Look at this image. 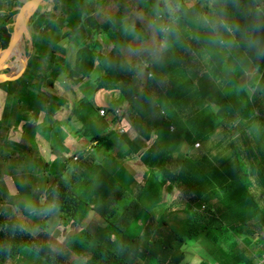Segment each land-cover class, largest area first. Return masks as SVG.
<instances>
[{
    "label": "trees",
    "instance_id": "1",
    "mask_svg": "<svg viewBox=\"0 0 264 264\" xmlns=\"http://www.w3.org/2000/svg\"><path fill=\"white\" fill-rule=\"evenodd\" d=\"M8 1L14 2L0 0V49L8 47L12 39L16 12L12 8L9 14L5 12L9 6ZM52 1L54 7L48 13L47 20H44L43 16L38 17L36 25L46 24L51 28L56 19L58 26H69L70 32L63 37L46 34L40 36L34 33L33 41L37 42L35 45L33 42L29 52L31 60L28 73L31 70V74L28 79L2 84H10L11 91L8 92L13 93L18 86L21 102L30 103L34 99L36 94L32 88L38 87L35 83L39 77L34 84L31 81L38 71L36 63L42 62L40 58L47 59L41 65L44 66L42 68L45 73H48L53 65L60 67L56 80L61 79V65L63 67V64L69 61L77 62L68 76L74 85L84 81L82 75L89 80L93 71L102 63L100 60L104 58L103 55L101 57L94 54L90 48L85 47L67 55L66 47L61 45L68 34L74 33L87 20L89 27L105 28L104 31L110 34L116 43L105 58L110 65L108 73L112 80L102 85L99 80L97 88L114 92L129 89L127 93L129 100L132 99V113L139 114L141 118H154L148 119V123L143 125L132 122L136 125L137 134L128 145L126 159H135L140 163L135 165L134 174L121 176L122 169H132L129 164L126 167H114L113 174L101 180L85 201L82 199L83 195L74 191L72 182L66 181L68 185H62L54 180L50 182L47 178V188L41 187L39 193L44 202L43 214H40L38 220L35 217L31 226L36 232L44 233L33 237L31 231H20L26 238L24 256L30 258L25 264L30 261L35 264H73L67 259L71 255L60 250L62 246L55 248L48 240V234L55 239L60 226L69 227L71 224H74L75 228L65 233L63 246L77 257L86 259V264H167V261H170V264H182L186 254L180 253L179 247L196 243L210 247L207 259L206 256L203 257L205 260L202 259L199 264L260 263V260H263L264 246L260 249L258 246L264 242V238L258 239L253 251L237 239L233 241L232 246H228L223 238L252 235V228H264V214L260 212L259 198L254 194L259 188L264 192V0H205L213 2V10L221 22L222 30L216 38L209 37L214 32L211 27L199 32L205 39L198 41V50L195 53L193 47L183 39V34L172 32L175 30L173 27L166 36L175 41L176 54L167 57L160 43L155 55H150L147 60L144 56L137 61L133 60V54L141 46L138 36L143 31L151 36L153 35L150 32H154L147 29L150 19H147V25L143 23L142 28L141 22L137 24L135 15L129 18L131 7L127 0H99L98 7L96 4H88V0ZM136 2V11L145 10L146 15L147 12L152 13V19L156 21L154 28H160L164 32L165 26H159L158 22L162 23L167 1ZM203 2L204 0H199L196 3L197 8H191L187 12L186 23H209L207 18L198 16ZM114 3L119 6L116 13ZM15 5L17 3L13 4ZM61 7L65 8L66 19L60 18ZM146 8L150 11H146ZM210 8H207V11L211 10ZM105 11L111 13L110 18H103ZM93 13L97 14V19L91 18ZM171 23L172 21L167 23L169 30ZM135 37L137 40L133 39ZM149 39L146 37L144 41ZM223 40H233L238 51L236 58H229L227 67L220 45ZM126 44L129 48H126L125 52L121 51ZM192 62L197 64L191 66ZM188 64L191 68L185 67ZM234 66L236 68H233ZM246 72H252L253 78L256 76L252 85L256 87V92L250 98L242 90V83L239 81L241 76H246ZM45 80L46 77H43L44 83ZM59 94L61 98L53 96L58 109L55 113L50 106L48 121L56 120L59 102H63L66 97L62 90ZM209 99L219 107L218 113H208L212 112V107L207 104ZM43 100L45 99L37 101ZM52 104L48 102V105ZM93 107L95 106L92 104L89 106L91 111H94ZM245 114L247 118L243 119ZM150 125L154 128L150 129ZM172 126H175V131L171 130ZM232 127L238 135L243 133L238 142L233 140V133L229 131ZM27 130L28 127L26 133ZM218 131L219 135L216 133ZM112 134L114 133L96 132L93 140L110 148ZM150 139L153 140L152 146H147L146 143ZM176 140L179 143H176ZM209 140L217 141L214 145L219 146V154L210 152L211 144L206 143L204 146L210 154L201 152L195 156L189 144ZM182 141L189 145V151L182 158V166L173 169L169 166V160L173 158ZM251 142H254V145ZM225 148L229 150L228 156L225 155ZM19 157L18 154L11 162L13 166L15 163L17 167L23 165L19 162ZM258 165L263 166V172L258 170ZM246 167L255 176L254 182L246 180ZM137 169H140L139 174L145 169V174H142L144 176H137ZM27 172L25 167L23 174L26 175L22 180H28ZM45 177H48L47 173ZM76 178L77 172L74 179ZM135 179L137 180L132 192L134 197L122 206L121 202L126 197L122 188H129V184ZM173 182L180 185L181 193L175 195L173 200L167 194L164 200L163 192L171 190ZM17 185L22 195L32 193L33 187L30 184ZM112 193L117 197L114 206H110L107 201ZM93 198L98 202L93 201ZM85 203L87 208L83 210ZM159 203L163 207L162 211L156 209L159 208ZM176 207L178 208L175 209ZM245 207L248 208L247 212L244 211ZM92 209L95 212L90 219L88 215ZM153 210L160 213L152 214L150 211ZM180 211L186 216L182 217ZM57 213H60L59 218L62 220L59 219L56 223L54 216ZM65 213L69 216L68 220H65ZM97 215L107 223L105 228L98 226L94 220ZM79 217L81 218L77 220ZM153 217L160 218L161 222L156 224ZM85 218L86 222L83 223ZM169 220L174 221L170 223ZM241 223L246 225V229H232ZM54 224L56 225L53 230L48 232ZM218 248L223 249L227 257L221 258ZM14 252L16 249L7 246L0 235V264H7Z\"/></svg>",
    "mask_w": 264,
    "mask_h": 264
},
{
    "label": "rangeland",
    "instance_id": "2",
    "mask_svg": "<svg viewBox=\"0 0 264 264\" xmlns=\"http://www.w3.org/2000/svg\"><path fill=\"white\" fill-rule=\"evenodd\" d=\"M24 1V0H23ZM130 3V7H131V12L129 14V18L132 15H135L137 18V24H140L141 22V27L144 28L142 25L146 21L147 19H150V23L149 26H147V29L150 31L152 30L154 33L150 32L153 36H151L148 32H144L138 36V42L141 43V46L139 48V50H135L134 52V57L133 60L137 61L138 59H141L145 56V60H147L148 58H150V55H155V52L157 51V49H159L161 47L162 51H164V53L167 55V57H171L174 54H176V46H175V41L170 40V38H168L166 35L167 33H170L173 29V27H175V30L172 32H180L181 34H183V39L191 45V47H193L194 52L196 53V50H198V41H201L203 39H205L202 34H200L199 32L203 31V30H207L209 27H211L214 32L211 33L209 35V37L211 38H216L220 31L222 30V26L220 25L221 22L220 20L217 18L216 13L214 12L212 6H213V2L211 1H205L203 2V5L201 6V13L200 16H203V18H208L211 21H215L214 23H205L203 22V25H199L200 23L197 22H189L186 23L187 21V12L189 11L188 9H186L184 7V2L185 0H166L167 1V9L164 10V16H163V20L162 23L159 21L158 25L162 26L164 28V32L163 30L161 31L160 28H154L153 25H155L156 21L152 19V13L146 15L145 10L143 11H136V6L134 5H138V3L136 2V0H127ZM196 2H199V0H194ZM98 2L99 0H88V4H96V7H98ZM191 2V1H188ZM114 8H115V13L119 10V6L117 5V3H114ZM195 6V5H194ZM191 6V7H194ZM54 7V1L52 0H46L45 3H41V5H38L36 8H38V13L37 16L35 18V20L31 21V30L33 32H35L36 34L42 36L43 34L46 35H53V36H59V37H63L66 33L70 32V27L69 26H58L57 25V20L54 19V25L51 28H48V26L46 24H42L40 26H37L35 21L36 19H38V17H44V20H47L48 18V13L50 11H52ZM197 7V5H196ZM211 7L212 10L209 12L207 11V8ZM185 8V9H184ZM210 8V9H211ZM146 11H150L148 10V8H146ZM107 11V10H106ZM103 15V18L108 19L111 17V13L110 12H106ZM175 12V13H172ZM191 12V11H190ZM94 15V13H93ZM91 15V18L97 19V14L96 15ZM60 18L62 19H66L67 18V13H65V8L61 7V13H60ZM160 19H162L160 17ZM87 20H85L83 22L82 27H78V29L72 33V34H68V36L66 38H64V40L61 42V45H64L67 49V55L69 53H73V52H77L79 51L81 48H90L92 50V52L94 54L100 55L102 57L103 55V59H101L100 61H102V63L100 65L97 66V68L93 71L92 76L90 78V80H87L85 78V75H82V77L84 78V81H82L80 84L78 85H74L72 79H68V76L70 74V72L72 71V69L75 67L76 65V61H69L66 62L65 64H63V67L61 65L62 68V73L59 76L61 79L56 80V78L58 77V73L60 71V67L58 65H53V67L50 69L49 73H45L44 71V66L42 62L43 61H47V59H43L40 58V61L42 62H37V66H38V71H41V74L39 76V79L33 82V84L35 83V85H38V87L33 86L32 90L33 92L36 94V96H33L34 99L40 100V99H44L46 97H48V95H52L54 94L55 91L58 90H64L66 95H67V100L65 101V103L69 104L70 108H72V111H74V114H72L71 116H69L71 114L72 111H70L69 109H67V111H62L59 115V117H63L64 120H66L67 118H69L68 124L67 125H59V123L56 125V127L54 128L53 131H46V128H39L37 129L38 125L41 124V122L43 120H45L46 114L43 112L41 117L40 114L39 115H32L30 113H27L26 109L24 108V104L23 106L18 105L19 104V93H20V89L17 86L16 90L13 93H9L11 91L10 89V84L7 85H0V116H1V105L3 104L6 109H5V120L1 123L2 125H0V181L3 182L4 187L8 188V181H9V177L7 176V174H9V176H13V178L17 177L18 179L15 178V183L18 184L20 183L21 185L23 184H30L33 189H32V193L29 195H24V196H14L11 199H8V190H4L6 192V194H0V206L5 205L4 203L6 201H14L15 203H21L22 205H33L36 203L37 200V195L41 192V187L47 188V178L49 179V181H52V176H48L45 177V173H38V171L36 170H31L30 171V176L28 178V180H22V177L26 174L25 173V167L28 168V165L26 162H24V157L27 161H29L30 164L34 165H40L39 164V160L42 159L43 163H45L46 165H49V162L51 161V158H47L45 156H43L41 154L42 150L45 148H47L49 145L47 143H45V141H56V137H59L61 139V142L63 140H65V138L68 136V134H73L75 132H79V130L77 129H71L70 127H68V125H74L77 124L78 122H80L82 120V117L84 118V121H81V123H83V125L87 126V129H85L86 132H88L89 135H92L93 132L94 134L96 132H101L100 129L101 127H93L92 125H99L96 122L100 121L102 122L103 125H109V122L106 119H103L101 116H99L98 112H96L98 114V116L95 114L94 117L92 115L93 111H91V109L89 108V103L88 101H85V99L87 98V94H90L88 92H86V89L88 88V83L90 84L92 82V84H90V89L93 92V94H97L98 92H95L96 90V86L98 85V81H101V85L104 83H107L109 81L112 80V78L109 76V63L106 62V56L109 55L111 53V51L114 49V46L116 45L113 37L106 33L103 29H99L97 27H89V23L86 22ZM171 29L169 30V28L167 27V23L171 22ZM16 23V16L13 19V24ZM133 24V22H132ZM147 25V24H146ZM151 29H150V28ZM161 34V37H160ZM171 35V34H170ZM149 37V40L144 41V38ZM68 38V39H67ZM134 40H137V37L133 38ZM224 41V40H223ZM33 42L34 45L35 41H33L32 39L30 40V43L28 44V46L26 45L27 49H31L33 46ZM160 43H162V45L160 47H158L160 45ZM131 44V43H129ZM221 51L223 53V55L226 58V63L225 66L227 67L228 64V60L230 57L236 58V54H238V51H236V47L233 44V40H228V41H224L221 44ZM129 48V46L126 44L121 51L125 52V49ZM24 52V51H23ZM38 53V52H37ZM9 59H6L5 62H7ZM22 60L18 59L15 61V63H10L9 66L7 68H9L8 70H12L10 75H15L17 73H19L20 71V67L22 66ZM197 63L192 62L191 66H194ZM41 66V67H39ZM191 66L188 64L185 67H189L191 68ZM199 66V65H198ZM233 66V65H231ZM233 68H236L235 66ZM31 69V68H30ZM35 70V69H34ZM81 73V72H80ZM200 75H202V72L200 73ZM254 75V74H253ZM252 72H246V76H241L242 78L239 80L242 84H241V88L244 91V93H246L249 98L255 94L256 92V87L252 86L253 82L255 81L256 76L253 78ZM27 75L24 77L26 78ZM43 77H46V80H49L51 82H53L55 85L51 84L49 81L47 82V84H45L43 82ZM77 80V79H75ZM88 82V83H87ZM10 83V82H9ZM44 83V84H43ZM257 85V84H256ZM104 91H108L103 89ZM129 89L126 90H120V91H116L112 94H110V96L113 97V107L116 106H121L122 111L125 113L124 116L126 118V120L130 121V122H137V125H143L145 123H148V119L150 118H154L151 116H145L142 117L139 114H135L132 113L130 107L132 104V99L129 102V95L127 93ZM9 91V92H8ZM2 92H7V96L6 98H2L1 97V93ZM142 92V91H141ZM49 100H45V103L48 104V102H52L54 103V98L49 97ZM127 101L129 102L127 104ZM7 102V103H6ZM207 104H209L212 108V112H208L209 114H216L218 113V109L219 107L210 99L207 101ZM40 108V106H39ZM42 108V106H41ZM89 108V109H88ZM109 108V107H107ZM99 110V109H98ZM105 118V117H104ZM243 119L247 118V115H243L242 116ZM62 119V120H63ZM242 119V120H243ZM27 120L29 122H27ZM95 122H94V121ZM46 124H48V121H46ZM23 125H25V127H28L27 133L25 134V129H23ZM42 125V124H41ZM49 125V124H48ZM133 129L135 130V126L133 125ZM237 126V125H236ZM43 127H46V125H43ZM154 128L153 125H150V129ZM72 130V131H71ZM172 131H175V126L171 127ZM82 131V129L80 130ZM80 133V135H78V137L81 136V134H83V132ZM230 133L233 137V140L237 141L239 140L240 137L243 136V133L241 135L237 134V131L234 127L231 128V130H229ZM102 132L104 133H110V129H108V127L106 128L105 126L102 127ZM219 135V131L216 132ZM101 134V133H100ZM119 135L118 133H114L113 135V141H115V146H112L111 148H106L104 146H85V150L88 151V156L91 158L93 156H98L97 162H96V167L95 169H89V170H85L84 165L76 167V172L80 173L83 176V172H87L91 178H92V182H86L85 179H83L80 182H76L74 185V191L78 192L79 194L83 195L82 199L83 201H85L86 197L88 198V194L95 188V186L101 181L103 180V172L106 173V176H110L113 174V168L118 166V167H126L128 164L130 166H132V169L130 167L128 168H124L121 170V176H127V175H132L134 174L133 171L135 170V165L140 164L138 162V160L135 159H130L128 158V160L126 159V155L122 156L118 150H123L124 148L120 147L121 145V139L118 138ZM216 137V136H215ZM70 138H73L72 136ZM156 141V138H154ZM152 142L153 140L150 139L147 141L146 145L147 146H152ZM94 140L93 138H90V144L93 145ZM176 143H179L178 140H176ZM206 143H209L211 145H209V150L210 152L213 153H217L219 154V146H216L214 144L217 143L216 140H209V141H203L200 143H195V144H189L191 146V148L193 149V152L196 155H198L201 152H209L208 148H206L204 145ZM252 145H254V142H251ZM44 145V147L42 146ZM103 145V144H102ZM189 145L185 144L184 141H182V143L180 144L179 148L177 151L174 152V156L173 158H171L169 160V166L173 169H177L176 167L183 164V157H185L189 151ZM68 145L67 149H69ZM76 146H78L77 142H75L72 145V151H74L76 149ZM14 147H16V149H14ZM33 150V151H32ZM63 147H62V151H63ZM27 153V154H26ZM20 155V163L23 164L21 165V167H12V161L15 159V157L17 155ZM24 154V155H23ZM26 154V155H25ZM229 154V150L227 148H225V155L228 156ZM258 167H260V169H258L260 172H263V166L258 165ZM246 170V180H250L251 182L255 181V176L251 174L250 170L248 167L245 168ZM145 169L142 171L141 174H139L140 169L136 170V175L137 176H144L142 175L143 172L145 174ZM69 177V176H67ZM136 178V177H135ZM136 180L134 182H132V184H129V188L128 187H123V194H126L125 199L121 202V205H125L127 204L128 201L132 200L134 195H133V186L136 184ZM109 181V180H108ZM110 183V181H109ZM172 189L169 190L167 189V191L163 192L164 195V200H165V196L168 194V196H170V198L173 200V197L177 194H180L181 191L179 189L180 185H178L176 182L172 183ZM253 188H255V186H252ZM254 194L259 198L258 201V207L259 210L262 214H264V192L261 190V188L254 191ZM260 199H262V201H260ZM93 201L98 202L97 199L93 198ZM83 210H86L87 206L86 203L83 204ZM120 208V207H119ZM178 207H176L175 209H177ZM158 211H162L163 207L162 205L159 203V208ZM248 208L245 207L244 211L247 212ZM34 212H36V210H33ZM152 214L153 213H160V212H155L150 211ZM40 213L36 214V220H38L40 218ZM59 214L57 213L54 216V219L56 220V223L59 221ZM179 214L182 217H185V213H183L182 211L179 212ZM81 217H79L77 220H79ZM154 220L156 221V224H159L161 222L160 218L157 217H153ZM69 216L67 215V213H65V220H68ZM62 220V219H60ZM94 220L96 221V223L98 224V226L105 228L107 226V223L105 222V220L103 221V218L99 215L94 217ZM182 220V219H181ZM174 220H169L170 223H172ZM38 224V223H37ZM56 224H54L52 227H50V229L48 230V232L52 231L54 226ZM60 226V225H59ZM57 226V228L59 227ZM73 225L69 226V227H63L60 226L58 228V234L56 236L55 239H53L51 237V235L48 234V240L52 243L53 247L58 248L59 247H63L60 250L61 251H66V253L70 254L72 257H74V264H77L79 261H82L78 264H85L86 259H83L82 257H77L74 253H72L71 251L66 250L64 243H65V239H66V235L65 233L67 231H72L73 229ZM246 225L244 223L239 224L236 227H232V229L234 231H239L241 229H246L245 228ZM35 228L31 229V233L34 236H40L44 231H40L39 233L36 232L34 230ZM258 229V228H257ZM256 228H252V230L254 231V233L248 234V235H241L240 237H235V236H230V237H225L223 238L226 241V244L228 246H232V243L235 239H237V241L243 245H245L248 249H251L252 251L256 249V244H258V239H260V237L264 238V228L263 229H258ZM254 234L258 235V237H256ZM223 236V235H222ZM220 239V238H219ZM264 246V242H261L258 246V248H262ZM180 248V253L186 254V258L184 260V263L186 264H199V262L203 259V257L206 259L208 257V253L210 252V247L204 245L203 243H196L194 245L191 246H187V247H179ZM59 250V251H60ZM219 251V256L221 258H225L227 257L226 253L224 252L223 249L218 248ZM178 252V251H177ZM227 252V251H226ZM264 254V252H263ZM78 258V259H77ZM26 259H30L29 257ZM205 260V259H203ZM28 264H35L33 262H28ZM167 264H170V261H167ZM258 264H263L260 260V263Z\"/></svg>",
    "mask_w": 264,
    "mask_h": 264
},
{
    "label": "crops",
    "instance_id": "3",
    "mask_svg": "<svg viewBox=\"0 0 264 264\" xmlns=\"http://www.w3.org/2000/svg\"><path fill=\"white\" fill-rule=\"evenodd\" d=\"M16 1H21V0H14V2H16ZM37 6L38 5H36L32 9L31 16H33L34 10H35V8ZM48 81L49 80L46 81V84H47ZM49 82L51 83V81H49ZM90 84H92V82ZM90 84L88 83V85H87L88 88L86 89V92H88L90 94H87V98L85 99V101H88L89 105L92 104V105L95 106V107H93V109H94V111L92 113L93 117H94L95 114L98 116L99 113L97 114L96 112H98L100 109H102L101 107H109V108H107L108 109V114L103 119H106L109 122V125H116V124H114V119H113L112 114L110 112L112 109L120 107V106H116V107L111 106V105H113V101H112L113 97L110 96V94L114 93V91H104L103 89H97L96 88L95 92H98V93L97 94H93V92L90 89ZM58 92L59 91H55L54 94L48 95V97H46L44 99L45 100H49L48 99L49 97H52L54 95H58ZM7 94L8 93H6V92H2L1 93V97L2 98H6ZM66 100H67V96L63 98L62 106L59 105V111L57 112L56 120L55 121L49 120L48 121L49 125L46 124L45 120H43L41 122L42 125L39 124L37 129L46 128V131L50 132V131L54 130V128L56 127V125L58 123H59V125H67L68 121H71V120H69V118L64 120L63 117H59V115H60V113L62 111L65 112V111H67V109L72 111V108H70L69 104L65 103ZM20 106H23V105H20ZM39 106L40 105H37V104L33 103L28 108L34 114L41 113L40 114V117H41L43 112H41L42 108H41V106L39 108ZM51 106H52V109L56 113V111L58 109L57 105L55 103H53ZM6 107L3 104L1 105L0 121L5 119V109H6ZM73 111H75V110H73ZM73 111L71 112V114L69 116L72 115ZM81 121H84L83 117H82ZM81 121L78 122L77 124H75L76 126L68 125V127H70L71 129H77V130H79V132H75L73 134H68V136L62 142H61V139L59 137H56V141H51V142L45 141V143H47L49 145L47 148H45L44 145H42L44 147V149L42 150L41 154L43 156L47 157V158H51V161L49 162V165H46L45 163H43L42 159L39 160V164L40 165H36V164L32 165L26 159L24 160V162H26L27 165H28V168H27L28 172L27 173H28L29 176L31 174L30 173L31 170H36V171H38L39 174L40 173H47V175L49 177L52 176V180L55 179L54 181L58 182L59 184H62V185L67 184L68 185V183L65 180H70L71 178H75L76 167L84 165V168H85L86 171L89 170V169H95L98 156H93V157L90 158L88 156V151L85 150L84 148H85V146H89V145L92 146V147L101 146V144H99L98 142H94L93 145L90 144V138L94 139L96 133L94 134V132H93L92 135H89L88 132L85 131V129H87V126L83 125V123H81ZM126 122H127V125L131 128V131H129L128 134H125L121 138L118 137V138L121 139L120 147L124 148L123 150L122 149L118 150V152L122 156L126 155V153L128 151L129 143H131L134 140V137L137 134V131L133 129V127H134L133 123L128 121V120H126ZM96 123H98L99 125H92V126L93 127H101V129H100L101 132L100 133L104 134V132H102V127L105 126L107 128L108 125H103L101 121H100V123L99 122H96ZM43 125H46V127H43ZM24 126L25 125H23V129H24ZM81 129H82V131H85V132H83V134H81V136L78 137V135H80V133H82V131H80ZM113 135L114 134H112V136L110 137V140L112 142L111 147L115 146V141H113ZM71 136L73 138H70ZM75 142H77L78 146H76V149L74 151H72V145ZM68 145H71V146H69V149H67ZM102 146H105V145L103 144ZM62 147L64 149L63 151H62ZM105 147H107V146H105ZM77 152L80 153L79 159L78 160H74L71 155L74 154V153H77ZM12 167L17 168V164L15 163L14 166H12ZM102 174H103V178H105L106 177V173L103 172ZM67 176H69V177H67ZM83 179H85L86 182H92V178L87 172L86 173L83 172V176L80 173H77V178L75 179L76 182H80ZM14 183H15V181H14Z\"/></svg>",
    "mask_w": 264,
    "mask_h": 264
},
{
    "label": "clouds",
    "instance_id": "4",
    "mask_svg": "<svg viewBox=\"0 0 264 264\" xmlns=\"http://www.w3.org/2000/svg\"><path fill=\"white\" fill-rule=\"evenodd\" d=\"M26 1H28V0H24V1L21 0V1H16V2H13V3H10V1H8L9 6L5 9V12L9 14L11 12V8H12L13 11L16 12L15 16H16V22H17L18 10L20 9V7ZM45 1L43 3H45ZM15 3H17V5L13 6V4H15ZM196 3L197 2L194 1V0H192L191 2L185 1L184 2V7L186 9H188V10H190L191 8H197L196 6H194V5H196ZM191 6H194V7H191ZM212 8H211V10H212ZM30 9H27L26 10V15H28L27 12ZM37 13H38V10L34 14L33 18H31L29 20V23H28V26H27V31L25 33V37H24L23 43H22V51H24V52H22L21 57H19V55L17 54V52H14L13 55H11L9 57L7 56V58H6V59H9L7 62H5L6 67L4 69V73H6V74H10L11 71H12V70H8L9 68H7L11 62L12 63H15V61L18 60V59H21L22 61L25 60V62L28 60L27 69L24 72L23 76L21 78H19L18 80L23 79L26 75H27L26 79H28L29 74H31V70L28 73L29 64H30V60H31V58L29 57L30 49H27L26 48V45L28 46V44L30 43V40L31 39L33 40V34L35 32H33L31 30V28H32L31 21L35 20V18L37 16ZM208 21H209L208 24L212 23V21L210 19H208ZM15 26H16V23L13 24V32H14ZM19 29H20V27H19ZM12 36H13V33H12ZM11 41H12V39H11ZM222 42H224V41H222ZM6 48L0 49V53L2 51L6 50ZM146 54L144 56H146ZM34 71L36 72V70H34ZM41 72H42V70L39 71V72H36L37 74H36L35 78L31 81L32 83L35 80H37V77L40 76ZM152 75L153 74H151V76ZM18 80L3 82L0 85L5 84V83H9V82H16ZM45 81H47V80H45ZM51 84H54V83L51 82ZM54 85L56 87V84H54ZM58 91H60V90H58ZM62 91L66 95L65 91L64 90H62ZM60 95L61 94H59V92H58V95H54V96L61 98ZM33 103L42 106V111L41 112H44L46 114L45 121H48L49 118H48L47 113L49 112L48 109L50 108L51 105H48L47 103H45V100H43L42 102H38L37 100L32 99V101L30 103L19 101V104L18 105H23L24 104V108L26 109L27 113H30V114H32L34 116L41 114V113L34 114L28 108ZM128 103L129 102L127 101V104ZM62 104H63V102H59V105L62 106ZM101 108L106 110V114L105 115H101L100 114V110L101 109L98 111V113H99V115L102 118H104L108 114V109H107V107H101ZM110 112H111L112 117L114 119V124H116V125H108V129H110V132H113V133H116L117 132L120 138L123 137L125 134H128L129 131H131V128L127 125L126 118L124 116L125 113L122 111L121 106L119 108L112 109ZM72 114H74V111H73ZM4 120H2L0 122H3ZM27 122H29V121L27 120ZM122 129H124V132L123 133L121 132ZM25 134H26V128H25ZM104 134H106V133H104ZM94 142H98V141H94ZM101 146H102V144H101ZM71 156L73 157L74 160H78L79 159V156H80V153L77 152V153L72 154ZM75 157H77V158H75ZM7 176L10 178L9 181H8V188L7 187H4L5 185L3 184L2 181H0V194H6V192L4 190H8L9 189L8 190V199H11L12 200V197H14V196H21L22 194L18 190V185L16 183H14L13 176H11V175L9 176V174H7ZM103 179H107V176L105 178H103ZM65 181L72 182V187H74V184L76 182V180L74 178H71L70 180H65ZM97 186H98V184H97ZM22 196H24V195H22ZM116 200H117V197L113 193H112V195H110L107 198V201L110 202V206H114V202ZM37 201H38L39 204L37 203ZM4 204L5 205L0 206V235L2 236L4 242L6 243L7 246H9L11 248L13 246L16 249V252L13 253V256H11L8 259L7 264H12V262L25 264L27 262V260H28V259H26L28 257H25L24 256L25 249H26L25 246H24V243H25V240L24 239H26V238L22 236V234H21L20 231L22 229L25 230V231H28V232L31 231V226L34 224L33 223V219L35 218V215L38 214V213H40V212L43 214L42 207L44 206V202L40 199L39 194H38L37 195L36 203L33 204V205H29V204L28 205H22L21 203H15L14 201H11V202L10 201H6ZM33 210H36V212H34ZM94 212H95L94 209L90 210V214L88 215V217L90 219H92V217L94 215ZM85 222H86V218L84 219L83 223H85ZM96 226H97V224H95V227ZM73 228H75V227H73ZM31 236L37 237V236H34V235H31ZM67 259L70 260L72 263L74 261V257H72V256L71 257H67ZM80 262H82V261H79L78 263H80ZM261 262L264 264V254H263V260ZM215 264H217V263H215Z\"/></svg>",
    "mask_w": 264,
    "mask_h": 264
},
{
    "label": "water",
    "instance_id": "5",
    "mask_svg": "<svg viewBox=\"0 0 264 264\" xmlns=\"http://www.w3.org/2000/svg\"><path fill=\"white\" fill-rule=\"evenodd\" d=\"M45 0H28L24 2V4L18 10L17 22L13 32L12 41L10 45L6 48V50L0 53V84L7 81H15L21 78L28 66V60L25 62V67L19 71V73L15 75H10L4 73V69L6 67L5 60L7 56L13 55V53L19 48L22 49L23 39L25 37V33L27 31V26L29 20L33 18L34 14L37 12L38 8H35L33 16L26 15V10L33 8L35 4L41 5ZM20 27V29H19ZM10 53V54H9Z\"/></svg>",
    "mask_w": 264,
    "mask_h": 264
},
{
    "label": "bare ground",
    "instance_id": "6",
    "mask_svg": "<svg viewBox=\"0 0 264 264\" xmlns=\"http://www.w3.org/2000/svg\"><path fill=\"white\" fill-rule=\"evenodd\" d=\"M36 5H37V4H35V5L33 6V8H34ZM33 8H31V9L28 10V12H27V14H28L30 17H31V11H32ZM15 52H17V54L19 55V57H21L23 51H22L21 48H19V49L16 50ZM24 67H25V60L23 61L22 66L20 67V69L22 70Z\"/></svg>",
    "mask_w": 264,
    "mask_h": 264
},
{
    "label": "built area",
    "instance_id": "7",
    "mask_svg": "<svg viewBox=\"0 0 264 264\" xmlns=\"http://www.w3.org/2000/svg\"><path fill=\"white\" fill-rule=\"evenodd\" d=\"M100 114L101 115H105L106 114V110L105 109H101L100 110ZM121 132L123 133L124 132V129H122ZM75 158H77V157H75Z\"/></svg>",
    "mask_w": 264,
    "mask_h": 264
}]
</instances>
